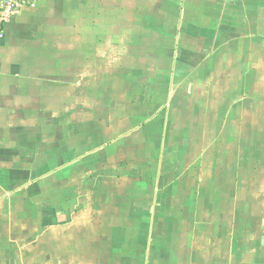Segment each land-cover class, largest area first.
<instances>
[{
	"label": "crops",
	"instance_id": "0c3cea01",
	"mask_svg": "<svg viewBox=\"0 0 264 264\" xmlns=\"http://www.w3.org/2000/svg\"><path fill=\"white\" fill-rule=\"evenodd\" d=\"M259 169L264 0H45L7 23L0 264H264Z\"/></svg>",
	"mask_w": 264,
	"mask_h": 264
},
{
	"label": "built area",
	"instance_id": "2783aa9c",
	"mask_svg": "<svg viewBox=\"0 0 264 264\" xmlns=\"http://www.w3.org/2000/svg\"><path fill=\"white\" fill-rule=\"evenodd\" d=\"M45 0H0V59L2 44L6 37V25L23 8L35 7Z\"/></svg>",
	"mask_w": 264,
	"mask_h": 264
},
{
	"label": "rangeland",
	"instance_id": "374dc122",
	"mask_svg": "<svg viewBox=\"0 0 264 264\" xmlns=\"http://www.w3.org/2000/svg\"><path fill=\"white\" fill-rule=\"evenodd\" d=\"M259 172L262 173V172H264V171H262V170L259 169ZM262 174H263V173H262ZM261 179H262V178H261ZM259 180H260V178H259Z\"/></svg>",
	"mask_w": 264,
	"mask_h": 264
}]
</instances>
